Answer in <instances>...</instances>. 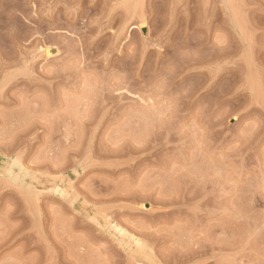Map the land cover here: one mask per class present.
Here are the masks:
<instances>
[{
  "label": "rangeland",
  "instance_id": "1",
  "mask_svg": "<svg viewBox=\"0 0 264 264\" xmlns=\"http://www.w3.org/2000/svg\"><path fill=\"white\" fill-rule=\"evenodd\" d=\"M190 249L264 264V0H0V264Z\"/></svg>",
  "mask_w": 264,
  "mask_h": 264
},
{
  "label": "bare ground",
  "instance_id": "2",
  "mask_svg": "<svg viewBox=\"0 0 264 264\" xmlns=\"http://www.w3.org/2000/svg\"><path fill=\"white\" fill-rule=\"evenodd\" d=\"M54 52L51 51V50H46L45 51V55L48 57L50 56L51 54H53ZM203 252H201L202 254ZM199 254V253H198ZM193 249H190V250H187V251H184L183 255H182V258L180 259V263L183 264V263H187L191 260H195L196 258H198V256H201V254L198 255ZM203 255V254H202ZM201 264V263H200Z\"/></svg>",
  "mask_w": 264,
  "mask_h": 264
}]
</instances>
